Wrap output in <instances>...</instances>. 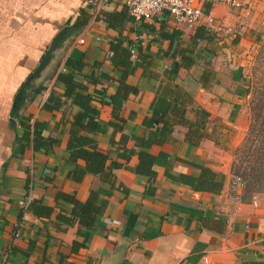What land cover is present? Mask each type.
Listing matches in <instances>:
<instances>
[{
    "label": "crops",
    "instance_id": "crops-1",
    "mask_svg": "<svg viewBox=\"0 0 264 264\" xmlns=\"http://www.w3.org/2000/svg\"><path fill=\"white\" fill-rule=\"evenodd\" d=\"M204 7L223 30L211 40L194 39L201 49L199 58L190 68H179L174 82H169L190 95L194 107L209 113L203 136L194 146L186 139V126L175 125L163 144L149 148L155 174L148 179L133 171L138 162L136 142L160 125L153 120L150 105L168 82L163 73L180 59L170 55L169 37L174 39L170 49L188 45L196 27L177 24L166 12L135 19L123 0H109L98 13L94 0H0V264H118L123 259L134 264H264V189L249 195L244 190L239 202L226 194L233 152L248 125L249 92H240L247 88L246 54L258 38L255 30L264 27V16L253 12L248 17L223 3ZM87 16L85 24L73 27L76 19ZM64 28L45 67L27 83ZM81 37L84 42L78 43ZM118 38L123 45L132 44L126 67L109 58L110 43ZM139 45L150 56L146 68L136 57ZM73 47L84 51L85 65L77 79L87 86L90 104L98 112L86 116L84 134L107 154L110 179L91 173L73 177L76 162L69 160L67 142L77 107L67 100L56 110L42 108L51 90L62 92L55 77ZM132 67L126 82L138 92L128 94L119 117H114L111 95L122 71ZM36 84L46 89L28 102L33 94L28 86ZM17 104L19 118L12 115ZM186 116L195 117L191 109ZM26 118L36 121L41 135L54 142L34 151L22 139L20 120ZM193 162L222 177L219 193L195 191L179 179L180 174L199 173ZM91 190L97 191L96 204L102 207L99 223L82 229L88 231L87 244L74 252L71 244L80 239V226L57 218L71 208L57 195L70 193L85 201ZM29 194L53 208L49 217L27 210L22 219ZM105 219L120 224L109 225Z\"/></svg>",
    "mask_w": 264,
    "mask_h": 264
},
{
    "label": "trees",
    "instance_id": "trees-1",
    "mask_svg": "<svg viewBox=\"0 0 264 264\" xmlns=\"http://www.w3.org/2000/svg\"><path fill=\"white\" fill-rule=\"evenodd\" d=\"M108 16L109 15H106V17ZM87 20L88 16L78 20L76 19L73 23V27H80L85 24ZM106 21L112 26L108 19ZM213 36H215L213 32L200 25L196 27L192 35V40L188 45L177 47L178 44H176L172 47L173 49L170 48L174 39L173 37H169L171 42L169 50H172L170 55L174 57L179 55L180 59L174 61L169 71L163 73L168 82L161 87L162 89L160 88V90L156 92L150 105L152 118L156 123H160V125L148 129L141 140L136 142L138 162L133 168L136 174L145 176L148 179L154 176L155 157L149 152V148L153 144H163L172 133L175 125L181 124L186 126V139L190 144L196 146L200 142L203 136L201 130L207 123L209 113L201 107H194L192 105L193 101L191 96L182 91L177 83H175L173 87L169 82H174L178 75L179 68H190L199 58L201 49L193 44V40H211ZM131 48L132 44L130 42L127 45H123V39L118 38L113 40L110 43V60L116 66L126 67L132 57ZM136 57L142 61L144 68L151 64L150 56L140 45L137 47ZM84 65V51L77 47H73L63 63V69H60L55 77V85L60 87L62 92L57 93L51 90L43 101L42 108L47 111L56 110L62 107L67 100H70V103L77 107L76 112L73 113L70 120L71 126L67 142V150L70 154L69 160H71V162H76V167L73 170V177L75 179H80L85 173H91L101 174L102 178L107 179L112 176L111 172H106L107 154L97 149L94 138L84 134V131L88 130L85 123L86 116L89 113L96 115L98 113L90 104L91 96L86 92L87 86L77 79ZM133 71L134 67L130 69L125 68L122 71L118 88L116 92L111 95L112 115L114 117H119V110L128 94L138 92L137 87L126 82L128 75ZM24 84L25 81L21 85L22 92ZM28 88H30L31 93H33L26 98L29 102L34 98L35 94L45 90L46 86L43 84H36L34 86L30 85ZM240 92L247 94L250 92V89L247 87L240 90ZM20 108L21 105L17 104L12 109V115L14 117H20V113L18 112ZM188 109H191L194 113L195 117L193 119L186 116ZM263 111L264 105H255L254 119H252V121L256 119L257 123L259 121L262 123L264 121V117H262ZM20 125L23 128L22 139L26 140L34 151L39 150L45 144L48 146L55 140L54 138L42 136L38 129L39 124L36 121L30 123L29 119L25 122L20 120ZM261 131L264 137V125L261 127ZM242 146L243 143L237 146L234 151L235 155L242 149ZM260 155H264V152L260 153ZM79 159L83 161L82 165L77 163ZM235 161L236 160L233 159L231 163V170L244 177L246 181L245 190L248 192L259 191L257 188H254L261 179H264V167H262L264 160H259L258 157L255 156L252 163L246 160L247 163L244 167L241 166L244 162L243 159L240 161V165H237ZM193 163L199 168V173L197 175L180 174L178 175L179 179L195 191L211 192L214 194L219 193L223 187L222 177L202 163ZM57 198L71 204V208L68 211L63 210L59 212L57 218L61 222L68 224L77 221L80 226L77 230V235L80 239L74 240L71 244L72 251L76 252L80 247L85 246L88 241V231L82 229L98 225L99 223L102 207L96 204L97 191L91 190L85 201H80L73 194L65 192H59ZM52 209L51 206L43 203L39 199H33L28 207V210L39 218L49 217L52 213ZM118 264L134 263L128 259H123Z\"/></svg>",
    "mask_w": 264,
    "mask_h": 264
},
{
    "label": "built area",
    "instance_id": "built-area-1",
    "mask_svg": "<svg viewBox=\"0 0 264 264\" xmlns=\"http://www.w3.org/2000/svg\"><path fill=\"white\" fill-rule=\"evenodd\" d=\"M109 0H94V11L98 13ZM128 13L135 19H152L156 15L166 12L175 23L184 24L187 27L204 26L207 30L218 33L223 27L217 23L213 15L205 10V5H213L215 3H223L236 9L242 10L245 14H249L254 10L252 0H123ZM264 14V5L260 8ZM83 43L81 37L77 40ZM246 187V181L243 176L230 170L228 180L227 197L233 201L239 202L242 198ZM34 199L29 194L22 206L24 214L22 219L26 218V211L29 204ZM109 225H118L120 221L115 219H105Z\"/></svg>",
    "mask_w": 264,
    "mask_h": 264
},
{
    "label": "rangeland",
    "instance_id": "rangeland-1",
    "mask_svg": "<svg viewBox=\"0 0 264 264\" xmlns=\"http://www.w3.org/2000/svg\"><path fill=\"white\" fill-rule=\"evenodd\" d=\"M252 5H254V10H252L249 14H245L242 10L236 9L234 7L227 6L243 13L245 16L247 15L248 17H250L253 12L260 13L262 16H264L260 10L264 3L262 4L260 1L256 2L255 0ZM255 31L258 32V34L256 33L258 38L254 39L256 41L255 45L249 48V51L246 54L247 61L244 65L247 78L246 85L250 89L249 95H247L245 102L248 125L243 137L241 138L240 144L243 143L242 149L238 151L236 155L233 152V159L236 160L235 163H237V165H240V161L243 159L244 162L241 164L242 167L246 165V160L251 161L252 163L255 156H257L259 160H264V155H260V153L264 152V137L262 136L263 134L261 131L264 121L262 123H260V121L257 123L256 119L252 121V119H254L255 105H264V27L261 26ZM262 117H264V111L262 112ZM262 164V167H264V163ZM256 188L259 191L264 189V179H261V181L255 185L254 189ZM247 193L249 195V192Z\"/></svg>",
    "mask_w": 264,
    "mask_h": 264
},
{
    "label": "water",
    "instance_id": "water-1",
    "mask_svg": "<svg viewBox=\"0 0 264 264\" xmlns=\"http://www.w3.org/2000/svg\"><path fill=\"white\" fill-rule=\"evenodd\" d=\"M66 32V29H62L61 31H59L55 37L53 38L51 44L49 45V47L47 48V51L45 53V55L43 56V58L41 59L38 67L32 72V74L28 77L27 79V83H30L32 80H34L35 78L38 77V75L40 74V72L42 71V69L45 67V65L48 62V59L50 58V55L52 53V51L54 50V48L60 43L61 38L63 37L64 33Z\"/></svg>",
    "mask_w": 264,
    "mask_h": 264
}]
</instances>
